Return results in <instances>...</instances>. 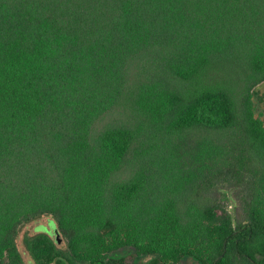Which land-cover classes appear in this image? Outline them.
<instances>
[{"label":"trees","instance_id":"16d2710c","mask_svg":"<svg viewBox=\"0 0 264 264\" xmlns=\"http://www.w3.org/2000/svg\"><path fill=\"white\" fill-rule=\"evenodd\" d=\"M262 81L264 0H0V264H264Z\"/></svg>","mask_w":264,"mask_h":264},{"label":"rangeland","instance_id":"374dc122","mask_svg":"<svg viewBox=\"0 0 264 264\" xmlns=\"http://www.w3.org/2000/svg\"><path fill=\"white\" fill-rule=\"evenodd\" d=\"M252 91V102L255 115L264 122V81L257 83ZM245 189V180H228L216 183L212 188L211 193L213 196L219 198V200L223 203V205L229 211L233 220L235 221L238 212L242 208ZM37 233L48 234L58 248H66L65 238L58 228L56 219L48 214L41 215L38 218L30 221L29 223L21 226L16 237L17 248L20 252L23 262L26 264H33V261L25 245V238ZM131 255H134V248L128 246L119 248L118 250L114 251L111 254V257H125L126 262L132 264H145L149 260V256L147 255ZM181 264H200V262L192 257H185L181 261Z\"/></svg>","mask_w":264,"mask_h":264}]
</instances>
